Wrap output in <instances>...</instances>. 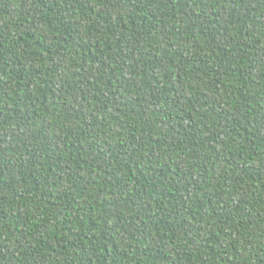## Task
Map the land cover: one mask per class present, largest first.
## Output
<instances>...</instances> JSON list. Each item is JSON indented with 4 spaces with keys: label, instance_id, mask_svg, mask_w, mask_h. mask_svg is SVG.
Listing matches in <instances>:
<instances>
[{
    "label": "trees",
    "instance_id": "obj_1",
    "mask_svg": "<svg viewBox=\"0 0 264 264\" xmlns=\"http://www.w3.org/2000/svg\"><path fill=\"white\" fill-rule=\"evenodd\" d=\"M0 264H264V0H0Z\"/></svg>",
    "mask_w": 264,
    "mask_h": 264
}]
</instances>
